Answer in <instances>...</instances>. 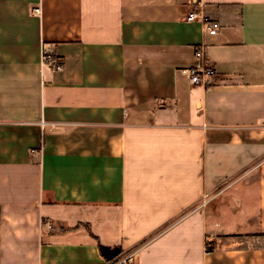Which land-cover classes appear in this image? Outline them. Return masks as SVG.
<instances>
[{"label": "crops", "instance_id": "crops-1", "mask_svg": "<svg viewBox=\"0 0 264 264\" xmlns=\"http://www.w3.org/2000/svg\"><path fill=\"white\" fill-rule=\"evenodd\" d=\"M98 244L264 264V0H0V264H106Z\"/></svg>", "mask_w": 264, "mask_h": 264}, {"label": "built area", "instance_id": "built-area-1", "mask_svg": "<svg viewBox=\"0 0 264 264\" xmlns=\"http://www.w3.org/2000/svg\"><path fill=\"white\" fill-rule=\"evenodd\" d=\"M35 8L34 11H38ZM186 19L189 21L199 19L202 22L204 30L209 34H215L220 27V23L203 13H198L194 10L190 11L186 15ZM194 56L197 60V64L186 68L185 71L189 74V80L192 84L207 86L212 83L216 76V69L213 61L208 57L204 45H198L194 48ZM42 61L52 66L54 70H59L63 66L62 58L51 53L47 47H44L42 53ZM134 252L121 254L109 261L106 264H128L133 259Z\"/></svg>", "mask_w": 264, "mask_h": 264}, {"label": "trees", "instance_id": "trees-1", "mask_svg": "<svg viewBox=\"0 0 264 264\" xmlns=\"http://www.w3.org/2000/svg\"><path fill=\"white\" fill-rule=\"evenodd\" d=\"M98 248L101 256L105 259L106 263L119 256L122 252V249L118 246L110 247L98 244Z\"/></svg>", "mask_w": 264, "mask_h": 264}]
</instances>
